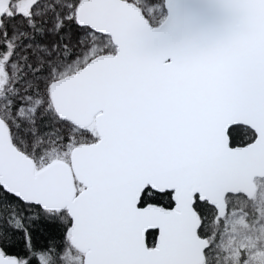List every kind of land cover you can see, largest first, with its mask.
<instances>
[{"label":"snow or ice","instance_id":"1","mask_svg":"<svg viewBox=\"0 0 264 264\" xmlns=\"http://www.w3.org/2000/svg\"><path fill=\"white\" fill-rule=\"evenodd\" d=\"M225 4L153 52L154 0H0V264H233L214 194L264 155V0Z\"/></svg>","mask_w":264,"mask_h":264},{"label":"water","instance_id":"2","mask_svg":"<svg viewBox=\"0 0 264 264\" xmlns=\"http://www.w3.org/2000/svg\"><path fill=\"white\" fill-rule=\"evenodd\" d=\"M164 9V19L157 25L150 23L153 38L147 47L153 52L206 46L221 38L231 23L225 0H164ZM257 178H264V155L255 154L225 169L214 194L220 217L227 211V195L254 196Z\"/></svg>","mask_w":264,"mask_h":264},{"label":"rangeland","instance_id":"3","mask_svg":"<svg viewBox=\"0 0 264 264\" xmlns=\"http://www.w3.org/2000/svg\"><path fill=\"white\" fill-rule=\"evenodd\" d=\"M155 10L149 14V21L153 25L159 24L165 17L164 0H154ZM154 20L155 22H153ZM257 190L253 196L257 205V216L252 220L246 219V214L227 206L222 216L224 227L222 252L225 259H232L233 264H239L241 251L249 256L253 264H264V184L256 179ZM234 233V234H233Z\"/></svg>","mask_w":264,"mask_h":264},{"label":"trees","instance_id":"4","mask_svg":"<svg viewBox=\"0 0 264 264\" xmlns=\"http://www.w3.org/2000/svg\"><path fill=\"white\" fill-rule=\"evenodd\" d=\"M155 22L154 20H152ZM151 23V22H150ZM264 184V178H258ZM227 206L233 209H238L239 211L246 214V219L252 221L258 213L257 205L254 202L253 197H246L243 193L229 194L226 197ZM222 217H218L216 223L219 224ZM225 225V223H224ZM221 232L224 230V226L221 227ZM226 261V259H225Z\"/></svg>","mask_w":264,"mask_h":264}]
</instances>
